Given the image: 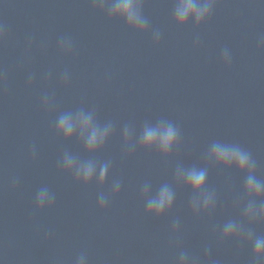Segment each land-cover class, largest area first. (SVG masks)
<instances>
[{"label":"water","instance_id":"95a60500","mask_svg":"<svg viewBox=\"0 0 264 264\" xmlns=\"http://www.w3.org/2000/svg\"><path fill=\"white\" fill-rule=\"evenodd\" d=\"M176 3L141 0V33L94 0H0V264H77L81 255L85 264H179L181 253L187 264H264L245 238L221 236L229 220L264 236V222L243 217L245 174L207 165L215 207L199 214L175 180L178 167H205L217 141L249 152L264 179V0H215L204 23L183 27ZM80 110L112 126L94 154L55 130L61 114ZM162 121L179 132L168 157L139 146L144 127ZM65 153L108 163L104 184L76 182ZM165 184L173 208L146 214L145 185L155 196ZM43 188L53 202L40 210Z\"/></svg>","mask_w":264,"mask_h":264},{"label":"clouds","instance_id":"9594fccd","mask_svg":"<svg viewBox=\"0 0 264 264\" xmlns=\"http://www.w3.org/2000/svg\"><path fill=\"white\" fill-rule=\"evenodd\" d=\"M215 0H177L173 18L178 26L183 27L189 21L196 26L204 23L210 16ZM94 6L101 10L107 8L110 18L122 19L128 28L145 32L148 22L141 13V0H94ZM155 39L158 41L159 36ZM61 49L65 52L71 51V43L62 41ZM225 63L228 62V55H224ZM47 106V100H45ZM56 133L62 136L65 141L78 138L84 150L94 154L103 149L112 134V126L100 127L93 119L92 113L80 110L76 113L67 112L61 114L56 122ZM129 129H124V140L127 143L130 136ZM179 132L170 123L160 122L155 127L145 126L139 137V146L143 149H155L161 156L168 157L172 150L178 145ZM206 166L203 168L192 166L190 168L178 167L175 173L177 183H182L193 193L191 201L193 214L208 212L215 207V195L206 193L205 186L208 178L207 165H215L226 169H236L245 174L244 192L248 197V203L243 208V217L249 223L257 221L264 222V179H258L256 175V163L249 152L238 145L213 142L206 153ZM62 168L65 172L74 176L78 183L88 185L94 179L103 185L109 172V164L104 163L97 166L92 160L81 161L77 157L65 153L62 159ZM145 185L142 195L146 200V214L157 218L170 212L174 205L175 194L167 184L162 185L155 196H151ZM120 184H113L112 193H119ZM53 196L46 188L41 189L36 196V206L43 210L50 207ZM101 209L106 206V199L101 195L98 199ZM175 230V226H174ZM223 239L245 238L252 243L253 257L256 261H264V236H257L252 231L245 232L242 225L236 221L229 220L223 225L221 232ZM86 257L81 255L77 264H85ZM179 264H187V257L181 253Z\"/></svg>","mask_w":264,"mask_h":264}]
</instances>
